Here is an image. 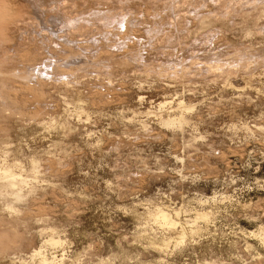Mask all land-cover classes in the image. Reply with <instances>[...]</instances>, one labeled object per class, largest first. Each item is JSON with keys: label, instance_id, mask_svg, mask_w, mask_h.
<instances>
[{"label": "rangeland", "instance_id": "rangeland-1", "mask_svg": "<svg viewBox=\"0 0 264 264\" xmlns=\"http://www.w3.org/2000/svg\"><path fill=\"white\" fill-rule=\"evenodd\" d=\"M0 11V166L29 177L0 264L51 235L62 264H264V0ZM159 207L187 230L165 251Z\"/></svg>", "mask_w": 264, "mask_h": 264}, {"label": "bare ground", "instance_id": "bare-ground-1", "mask_svg": "<svg viewBox=\"0 0 264 264\" xmlns=\"http://www.w3.org/2000/svg\"><path fill=\"white\" fill-rule=\"evenodd\" d=\"M1 13V11H0ZM0 20H1V15H0ZM122 23V22H121ZM125 24V23H124ZM128 24V23H127ZM123 25V24H122ZM124 26V25H123ZM122 26V27H123ZM127 27V26H126ZM128 30V29H127ZM58 64V63H57ZM49 67V66H48ZM59 67V66H58ZM66 68V67H64ZM37 70L39 68H36ZM63 69V67L61 68ZM64 70V69H63ZM67 71H63L62 73V77L67 76V74L70 75L71 71L66 69ZM23 74V73H22ZM47 75V73H46ZM68 75V76H69ZM31 76V75H30ZM48 76V75H47ZM46 76V77H47ZM45 77V78H46ZM32 78V77H31ZM44 78V77H43ZM48 78V77H47ZM67 78V77H66ZM26 79V78H25ZM70 79V78H69ZM39 81V80H38ZM43 84H45V82L43 83L42 81H40ZM34 87V86H33ZM68 87V86H67ZM33 89V88H32ZM36 89V88H35ZM43 89V88H42ZM43 98V97H42ZM166 103V102H165ZM165 103H160L159 107H162L163 105H165ZM184 104V103H183ZM187 104V103H186ZM191 108V107H190ZM68 110V109H67ZM13 115V114H12ZM182 120H180L179 123ZM177 122V121H176ZM166 124L168 125H175L176 123L173 120H168L166 121ZM3 141V140H2ZM7 159V158H6ZM50 161V160H49ZM7 162V160H6ZM32 165L36 166L37 162L35 161V159H32ZM51 164V163H50ZM14 166V164H13ZM50 166V165H49ZM53 166V165H52ZM12 165H9L8 163H5L4 160V164L2 166H0V214L6 213L8 215H13L14 213L18 212V207L17 206H21L22 203H24L27 199L26 194H24V189L25 186L27 185V178L29 177H24L25 175L20 173L18 174L16 171H14V169L11 168ZM19 169V168H18ZM35 167L34 170L35 171ZM21 172V171H20ZM34 173V172H33ZM24 175V176H23ZM29 180V179H28ZM29 182V181H28ZM33 182V181H32ZM30 184V183H29ZM34 189H32L33 191ZM31 191V193H32ZM35 191V190H34ZM30 193V191H28ZM28 193V194H29ZM29 198V197H28ZM30 199V198H29ZM32 199V198H31ZM35 200V197H34ZM33 201V200H32ZM36 201V200H35ZM164 208V207H163ZM163 208H157L155 209L156 211L153 212L152 215V219L155 220V222H158L159 225L166 229L165 231H171L172 235L163 238L161 241H157V242H151V244L159 247V249H161L162 251H165L171 244L175 243L176 246L180 245V243H182L187 237V230L185 229V227L178 221L180 212L176 211L175 215L177 216V218H174V215L172 216L170 213H168L167 211H165ZM30 212V211H28ZM13 213V214H12ZM27 213V212H26ZM203 213V212H201ZM17 214V213H16ZM33 214V213H31ZM4 215V214H3ZM26 215V214H25ZM29 215V214H28ZM208 216V214H199V218L202 217H206ZM22 219V218H21ZM24 220V219H23ZM4 222V220H3ZM15 222V221H14ZM21 222V221H19ZM18 222V223H19ZM9 223V222H8ZM12 223V221H11ZM10 223V224H11ZM22 223V222H21ZM3 225V223H2ZM21 225V224H20ZM181 227V229H179ZM19 229V228H18ZM15 230V229H14ZM12 229V232H15ZM46 231V230H45ZM7 232V231H6ZM5 232V233H6ZM167 233V232H166ZM16 235L18 234L17 232L15 233ZM13 235V234H12ZM6 235H4L5 237ZM18 236V235H17ZM3 237L0 235V238ZM8 237V236H6ZM20 237V235H19ZM11 238H13L11 236ZM46 238V237H45ZM2 239V238H1ZM9 240V239H7ZM63 240L56 238L55 235H51L49 240H46L45 243H43V245L38 248V249H33L34 252L31 255V258L33 260L36 261V259L38 260V264H62L65 260H64V254L62 255V258H60V255H58V251H55L53 253L47 254V249L49 247H53L55 248V250H57L59 247H61L63 245ZM0 258H5L8 256L9 254V249H10V245L8 246L6 243L5 245L0 243ZM13 245V244H12ZM15 246V245H14ZM63 247V246H62ZM13 250V248H12ZM54 250V249H53ZM11 251V250H10ZM14 252V250H13ZM66 253V252H65ZM16 259V258H15ZM22 259V258H21ZM7 260V259H6ZM32 260V262L34 263V261ZM10 261V260H9ZM16 261V260H15ZM15 261H12L15 262ZM11 262V261H10ZM37 263V262H36ZM27 264V263H26ZM68 264V263H67Z\"/></svg>", "mask_w": 264, "mask_h": 264}]
</instances>
